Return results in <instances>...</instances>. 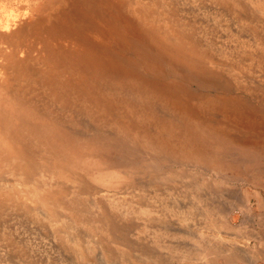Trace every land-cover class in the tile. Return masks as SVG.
Wrapping results in <instances>:
<instances>
[{"label": "rangeland", "instance_id": "1", "mask_svg": "<svg viewBox=\"0 0 264 264\" xmlns=\"http://www.w3.org/2000/svg\"><path fill=\"white\" fill-rule=\"evenodd\" d=\"M127 1L191 60L144 44L178 92L95 78L108 101L57 93L39 62L6 87L13 50L37 45L0 38V264H264V152L214 137L264 139V0ZM30 16L28 6L7 26L0 13V34L32 25ZM34 112L75 132L76 149ZM222 156L258 158L239 167Z\"/></svg>", "mask_w": 264, "mask_h": 264}, {"label": "bare ground", "instance_id": "2", "mask_svg": "<svg viewBox=\"0 0 264 264\" xmlns=\"http://www.w3.org/2000/svg\"><path fill=\"white\" fill-rule=\"evenodd\" d=\"M127 3V0H62L55 11L43 12L44 16L42 13L35 15L31 20L32 25L25 23L13 32L0 34L2 43L13 47L19 44L21 38L27 36L31 38L29 45H37L36 48L25 51L26 55L24 56L17 49L13 50V55L10 56L14 58L13 62L16 68L4 67L10 75H8L4 86H13L12 76L14 78L15 73H33L35 71L34 62H39L42 63L39 69H42L43 78L55 86L57 93H61L65 86L74 91L85 92L96 101H108V98L99 95L98 87L93 84L95 78L111 80L129 78L153 86L157 90H167L168 93L178 92L182 89L181 85L176 83L170 86L165 83L162 69L160 72L156 70L158 69L156 59L147 57L144 44L148 41L151 42L158 55L168 56L171 61L185 60L191 63V60L185 56L181 46L178 47L176 43L172 42L169 34L162 32L154 19L144 18L141 12L136 9L135 4ZM34 49H38L39 54L45 56L43 61L31 56ZM123 49H127L128 53ZM141 63L148 68V73L138 69ZM201 71L204 76H208V72ZM10 92L13 95L12 100H16L18 97L16 89L10 88ZM31 116L48 120L47 122L54 128L50 133L54 134L55 131L57 141L76 149L75 132L62 127L61 124L64 123L59 118L52 117L47 113L41 115L36 112ZM200 117L203 119L202 116ZM50 119L52 120L50 121ZM43 125L45 126V124ZM200 126L194 125L193 131L197 132ZM255 131L257 132V130ZM204 134L207 138V132ZM224 136L215 134L214 137L217 139L218 145H226V142H229L231 146H236L237 149L251 155L264 152V139L247 140L245 137L247 141H243L245 140L243 138L242 141L235 144L234 141ZM207 147L209 148V146ZM257 158L248 162L240 161L239 158H231L224 163L222 156L220 161L227 166L238 165L240 167L238 162L243 166L253 165L257 163Z\"/></svg>", "mask_w": 264, "mask_h": 264}, {"label": "crops", "instance_id": "3", "mask_svg": "<svg viewBox=\"0 0 264 264\" xmlns=\"http://www.w3.org/2000/svg\"><path fill=\"white\" fill-rule=\"evenodd\" d=\"M62 0H0V13H8L9 18H5L2 21V25H10L11 17L14 18L16 15L24 12L26 7L29 6L31 12L30 20H32L36 13L46 12L49 10L55 11V8L58 7V4H61ZM29 21V20H28ZM1 41V40H0ZM1 43V42H0Z\"/></svg>", "mask_w": 264, "mask_h": 264}]
</instances>
